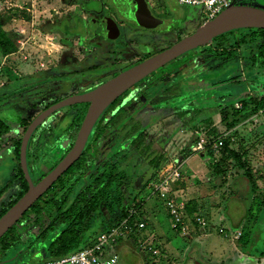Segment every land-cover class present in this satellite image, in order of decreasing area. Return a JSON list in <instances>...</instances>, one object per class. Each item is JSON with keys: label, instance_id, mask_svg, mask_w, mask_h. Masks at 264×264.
Segmentation results:
<instances>
[{"label": "rangeland", "instance_id": "374dc122", "mask_svg": "<svg viewBox=\"0 0 264 264\" xmlns=\"http://www.w3.org/2000/svg\"><path fill=\"white\" fill-rule=\"evenodd\" d=\"M177 2L178 0H0V100L15 91L25 89L23 94H15L9 99L10 102L5 101L0 106L1 118L15 121L16 112L20 116L26 114L34 117L46 104L87 93L106 83L105 81L99 85V81L111 73L126 72L149 56L153 57L158 51L171 47L178 42L174 31L183 33L181 40L193 34L203 24L196 23L197 26L189 27L184 22L185 26H180L167 18L164 26L145 32L140 21L129 19L131 16L140 17L135 14L138 11H150L149 8L154 10L152 13L156 17L165 18L166 12L170 11L175 16L174 19H182L185 15L180 12ZM84 5L90 13L85 12ZM103 9L108 12L110 20L116 19L122 25V33L118 29L116 35L114 26L107 22L101 26L102 30L106 25V35H111L115 43H107L109 39L96 35L95 39L88 38L89 45H85L87 33L83 37L80 33L87 32L91 19H105L104 16L97 17V13ZM114 12L118 19L114 17ZM192 18L196 21L198 16ZM171 25L174 31L169 29ZM133 27L141 31L138 32L139 35ZM226 35L216 41L219 42V48L224 49L230 43L232 36ZM117 36L122 38L116 41ZM4 38L13 43L14 49L5 51L8 47L1 44ZM246 38L250 41V37ZM194 52L185 54L172 61L169 67L155 72L151 82L149 80L152 77L143 80L124 97L125 104L123 103L131 117L142 119L145 141L150 142L152 139L150 133L157 137L152 141L155 139V148H161L166 155L167 163L164 167L170 163L174 167H182L181 181L174 186L176 197L185 203L193 201L196 206L194 215L183 219L181 233L174 231L172 220L162 202L151 194L147 186L154 173L148 160L116 140L115 132L109 135L112 138L109 143L103 141L97 148L101 154L98 164L104 160L116 159L123 169L126 177L122 187L123 195L143 200L145 211H155V214L150 212L146 215L150 225L148 233L154 232L159 238L160 244L156 242L153 247L159 246V254L164 258L159 255L153 263L151 253L144 250L139 244L140 240L132 236L128 245L118 246L114 251L119 256L120 264H264V179L260 178L264 173V110L253 109L255 102L264 100V61L253 59L256 54L252 45L243 47L240 51L241 65L245 71L237 58L228 63L233 68L225 66L226 61L218 66L219 60L212 58L215 68L219 70L217 80L212 82L209 73H214V66L205 53ZM177 68L175 77L167 76ZM232 76L238 77L239 82L231 83ZM177 78L188 89L181 96L184 88L176 85ZM219 80L224 84L214 93L227 94L221 99L213 98L214 86ZM171 85L174 88L170 93L179 95L175 99L168 98L169 93L164 92ZM142 88L148 89L153 95L148 102L143 101V105H138L132 97L138 95ZM250 92L252 95L249 96ZM244 99L251 104L245 112ZM87 110L88 105L65 109V112L57 113L39 127L33 152L45 138L53 145L54 151H49L47 162H40L34 168L37 179L47 174L51 166L58 164L67 146L66 149L69 150L72 140L63 132L69 125L76 126V120L86 115ZM125 122V117L120 118L117 126L123 127ZM202 124L211 139H233V147L239 149L241 154H246L244 170L233 168L234 162L231 161L227 177L225 181H221L214 177L209 157L202 156L193 149L189 156L185 157L186 154L181 153L196 138L195 132L200 130ZM15 130L16 135L22 132L18 127ZM58 137L61 142H55ZM7 138L8 135L0 138V205L15 196L19 190L18 181L15 182L17 162L11 158L7 149L10 147ZM89 174L90 172L87 173ZM245 177L255 180V191L244 190L242 183ZM184 185H187V189ZM109 215L105 211L104 219L108 220ZM228 215L231 221L227 218ZM112 217L116 219V215ZM197 217L206 220L207 227L204 230L196 224ZM230 223L235 226L240 224L241 227L232 230ZM106 225L107 222L102 218H93L89 222L93 238L103 234ZM235 232L241 233L240 239L233 238L232 234ZM144 233L146 236L147 230ZM40 246L41 243L38 242L30 253H18L12 249L0 257V264H37L41 260L48 261L49 257ZM210 246L218 251L210 250ZM225 247L235 250V253H220Z\"/></svg>", "mask_w": 264, "mask_h": 264}, {"label": "trees", "instance_id": "16d2710c", "mask_svg": "<svg viewBox=\"0 0 264 264\" xmlns=\"http://www.w3.org/2000/svg\"><path fill=\"white\" fill-rule=\"evenodd\" d=\"M83 8L86 13H90V10L85 5ZM81 25L83 24L81 23ZM237 32L241 31L239 30ZM244 32L250 37L252 43L263 41L257 46L260 47V58H264V30L246 29ZM223 36L227 35H222L216 38L215 41L220 40L219 38ZM239 43H246L245 38H243L242 41L237 42L236 45L238 46ZM1 44L3 47H8L5 48V51L14 49L13 43L7 38H4L1 41ZM216 45L219 48V42H216ZM210 53L213 54V52ZM223 53H219L217 56L215 55V57L218 58L219 61H229L231 58L236 57L235 51L231 54ZM175 71L169 73L168 76H173ZM153 75H155V73L150 75L149 78L152 77V79H154ZM179 82L177 85L183 87ZM24 91L25 89H20L14 94L3 97L0 100V106L2 107L3 103L9 101V99L15 94L19 93L20 95ZM165 91L167 92V89ZM139 95L146 100H150V97L152 96L148 90L144 89H141ZM249 101H251V98ZM57 103L58 102H55L53 105ZM121 104L122 98L117 100L105 112L82 157L29 209L20 221L0 239V257L6 255L12 249L17 250L18 253L26 251H29L30 253L33 248L37 246V243L40 242V247H42L49 259L48 261L41 260L37 264H47L53 260L69 256L96 245L99 241L100 235L93 238L90 233L89 222L93 218H102L103 221L107 222V228L104 233H108L111 229L118 227L120 223L126 219H128V225H134L137 218L140 216L138 213L144 208V201L137 200L136 197H131V195H123L122 187L125 184L126 177L123 174V169L119 166L118 160H104L98 165L101 154L97 149V146L103 141L107 142L110 133L114 129L117 130V118L123 111ZM53 105L46 104L43 107L42 112ZM250 105L248 101L244 99L243 112H245ZM68 108L70 107L65 109ZM65 109L58 113L65 111ZM253 109L255 111L264 110V100L255 102ZM84 116H82V118L79 117L76 120V126L69 125L68 129L63 132L65 136L71 138V148L77 138ZM32 121L33 120L31 119H20V117L17 116L15 121L10 122L5 118L2 119L0 116V138L8 135L7 141H9L10 144H13V155L17 162V164H15V182L18 181L17 184L19 185L18 193L15 196L13 195V197L11 196L8 201L0 205V218L28 191V184L20 165V148L22 138ZM16 127L22 132L13 137V130ZM126 128H128V130L124 131L122 127L118 132L122 134V136L124 135V140H126L125 143L127 145L133 146L138 153L148 160V163L151 165L154 172L152 179L157 178L158 174L167 163L165 153L161 149L155 148L154 140L157 137L154 133H150L152 139H155L153 141L151 139L150 142L146 144L144 140V132L139 123L131 122ZM38 132L33 135L28 148V170L31 178H33V175L35 174V169L33 171V168H36V165L40 162H47L49 160V151H54L53 145L49 144L45 138L37 150L33 152L32 145L36 142V137L39 135ZM206 134L208 136V131H206ZM207 138L210 144L206 147V156L211 160L210 165L212 166L215 178L218 177L221 181H225L229 167L232 164L231 161L234 162L233 168L240 171L244 170L245 164L247 163V161L244 160L246 154H241L239 149L233 147L234 143L232 138L227 137L224 139V137H221L223 145L217 153L214 152L212 143L219 137H213V139H211L208 136ZM59 141H61L60 137H58L55 142ZM197 143L198 141L196 137L186 148L182 149L181 153L186 154L185 157L191 155L192 148L195 147ZM262 170L264 172V168ZM88 172H90L89 175H87ZM44 177L45 176H43L41 180ZM260 178L264 179V173ZM244 179L245 180L242 183L244 190H249V192L255 191V180L249 177H245ZM195 206L196 203L193 201L187 203L185 213L183 214L184 220L186 217L191 218L194 215ZM131 210H134L137 213L135 215H130ZM105 211L110 214L108 220L104 219ZM114 215H116V219L112 217ZM174 231L178 234L181 233L179 227L174 229ZM133 232H135V229ZM133 232L125 233L124 236L119 237L112 245L119 244V242L125 239L124 237L128 235L132 236ZM139 244L142 247L140 241ZM156 249L160 248L157 247ZM26 264L28 263L26 262Z\"/></svg>", "mask_w": 264, "mask_h": 264}, {"label": "water", "instance_id": "95a60500", "mask_svg": "<svg viewBox=\"0 0 264 264\" xmlns=\"http://www.w3.org/2000/svg\"><path fill=\"white\" fill-rule=\"evenodd\" d=\"M135 15L140 17L131 16L128 18L140 21V24L147 30H154L164 23L162 20L153 17L148 10L138 11ZM111 23L115 26L113 22ZM246 29L264 30V9L255 6L232 5L213 20L204 23L196 32L171 47L140 62L128 71L120 73L88 93L60 101L35 118L26 130L20 148V165L28 184V191L0 218V239L82 157L95 127L104 113L117 99L150 75L168 66L172 61L180 59L191 51L200 50L222 35ZM83 104H88L89 107L73 147L46 177L34 184L27 165V149L34 132L56 112L67 107ZM13 132L16 133V130L14 129Z\"/></svg>", "mask_w": 264, "mask_h": 264}, {"label": "built area", "instance_id": "2783aa9c", "mask_svg": "<svg viewBox=\"0 0 264 264\" xmlns=\"http://www.w3.org/2000/svg\"><path fill=\"white\" fill-rule=\"evenodd\" d=\"M233 0H179V3L183 6L190 7L197 11L198 16L202 20L203 24L216 18L225 9L232 6ZM200 132V133H199ZM198 143L193 147L194 152L201 153L202 156H206V147L210 144L208 138H206V130L204 124H202L199 131L195 132ZM223 145L222 138H217L212 143V148L217 153ZM182 172L180 167H174L173 164L165 166L158 177L154 180H150L147 184L151 190V194L156 196L163 204L169 217L172 220L173 228L176 229L183 226V214L186 210V205L183 200L176 197L174 186L181 181ZM137 212L130 211V215H135ZM196 224L200 228H206L207 222L205 219L196 218ZM185 226V225H184ZM142 230L145 228L144 222H136L134 227L128 225V219L120 223L116 228L111 229L108 233H103L99 236V241L91 248H87L71 254L69 256L53 260L47 264H120L118 256H103V250L105 247H109L114 244L119 237L125 235V233L133 232L134 229ZM182 230V229H181ZM226 237L228 235H225ZM236 240L240 239L241 233L235 232L232 234ZM143 249H147L154 257H158L159 250L151 246L149 243L142 244Z\"/></svg>", "mask_w": 264, "mask_h": 264}, {"label": "flooded vegetation", "instance_id": "af4514ba", "mask_svg": "<svg viewBox=\"0 0 264 264\" xmlns=\"http://www.w3.org/2000/svg\"><path fill=\"white\" fill-rule=\"evenodd\" d=\"M115 1V0H114ZM178 3V5H179V8H180V12L182 13V14H184L185 16H184V18H180V19H177V18H175L174 19V17L175 16H173V15H171V12L170 11H167L166 12V16L167 17H165V18H159V17H156L152 12H154V10L152 9V8H149V10L151 11V13H152V16L153 17H155L156 19H159V20H162L164 23H163V25H161V26H164L165 25V23H166V19L168 18V19H172V21H175L173 24H180V26H185V23L184 22H186V23H188V25H189V27H192V26H197V24L198 23H201V24H203V22H202V20L200 19V17L198 16V14H197V11H195L194 9H192V8H190V7H187V6H183V5H181L180 3H179V1L177 2ZM232 5H242V6H255V7H262V8H264V0H233V2H232ZM118 12V11H117ZM110 13V12H109ZM115 13V12H114ZM118 14H120L119 12H118ZM115 15L116 14H114V17H115ZM195 15H197L198 16V18H196V21H194V18H192V16L194 17ZM98 16H104V20L103 21H97V20H92L91 19V21H90V24L88 25V29H87V32H85V33H81V36L83 37L86 33V35H87V37H86V39H87V41H85L84 42V44L85 45H89V42H88V40L89 39H95L96 38V35H98V36H102L104 39H109V41H107V43H110V44H112V43H115V39H113V38H111V35L109 36H107L106 34L108 33V31L106 30V25H105V29H104V31L102 30L103 29V27H101L103 24H107V22H109V17H108V12L107 11H105L104 9H103V11H101V12H99V13H97V17ZM117 16V15H116ZM115 18H117V17H115ZM118 19V18H117ZM167 19V20H168ZM111 22H113L114 24H115V26H114V28H115V33H116V35H118V29H119V32L120 33H122V27L120 26L121 24L119 23V25L118 24H116L118 21L116 20V19H112V20H110ZM120 22V21H119ZM197 23V24H196ZM92 26H94V28H92ZM161 26H159V27H161ZM110 27V26H109ZM159 27H157L156 29H158ZM200 27V26H199ZM133 29H134V31L136 30L134 27H133ZM145 29V28H144ZM156 29H154V30H156ZM169 29H171V30H173L174 31V28H173V25H171V27L169 28ZM168 29V30H169ZM96 30V31H95ZM146 31L145 32H148L149 30H147V29H145ZM154 30H150L151 32L152 31H154ZM170 31V30H169ZM136 33H137V35H139L140 33H138V32H141V31H135ZM151 32H149V33H151ZM174 32H176L177 33V36H176V42L177 41H179V40H181V38H182V36H183V33H178V31H174ZM234 33V35L232 34V33H230L231 34V36H232V38H230L229 40H230V43L228 44V46H226V48H218L217 47V45H216V41H215V39L209 44V45H207V46H205V47H203V48H201L200 50H197V51H195L194 53H196V52H202V53H205V55H207L208 56V58H209V60H210V62H211V65H213L214 66V73L213 72H210L209 73V76H210V78H211V80H212V82L214 81V80H217V77H218V73H219V70L218 69H216L215 68V61H213V60H211L212 58H216L215 57V55L217 56L219 53H223V52H225V53H229V54H231L232 52H236V57H233V58H231V60H229V61H226V63L227 64H224L225 66H231L232 68H233V65H229L228 63L229 62H233L234 60H236V58L239 60V63H240V65H241V63H242V60H241V53H240V51H241V48H243V47H246V46H250V45H252V47H253V49L255 50V56L253 57V59L254 60H257V61H264V58H260L261 57V54H260V51H259V49H260V47H258L259 46V43H261V42H263V41H256V42H254V43H252L251 41H247V38L246 37H249L245 32H241V33H239V32H233ZM228 34V33H227ZM89 38V39H88ZM122 37H119V36H117L116 37V41L118 40V39H121ZM243 38H245V40H246V43H244V44H241V43H239V45L237 46L236 44H237V42H239V41H242L243 40ZM85 38H84V40H86ZM259 39H260V37H259ZM251 40V39H250ZM250 44V45H249ZM258 45V46H257ZM166 49V48H165ZM165 49H162V50H160V51H158L157 53H159V52H161V51H163V50H165ZM210 52H213V54H214V57H213V54H211ZM223 55H224V53H223ZM151 56H149L148 58H150ZM222 57H224V56H222ZM147 58V59H148ZM252 58V57H251ZM218 59V58H217ZM188 60V59H187ZM221 62V63H220ZM222 62H225V61H218L217 62V64H218V66H222ZM137 64H139V63H137ZM137 64H135V65H137ZM135 65H133V66H135ZM80 66H83V65H80ZM180 66V64L178 65V67ZM242 66V65H241ZM231 68V69H232ZM179 68H177L176 69V71L174 72V74H173V76H171V77H175V74L177 73V70H178ZM242 70L243 71H245L244 70V67L242 66ZM123 72V71H122ZM122 72H115V73H111L109 76H106V77H104V78H102L99 82V85L101 84V83H103V82H108V81H110L112 78H114V77H116L117 75H119L120 73H122ZM170 73H173V72H170ZM169 74H167V76H168ZM235 76V75H234ZM234 76H232L233 78H231L230 79V82L231 83H238L239 82V79H238V77H234ZM245 76V75H244ZM246 77V76H245ZM248 79V78H247ZM153 80V79H152ZM151 80V81H152ZM178 80V81H177ZM210 80V81H211ZM150 81V82H151ZM176 85H177V83L179 82L180 84H182L183 85V87H180V88H184L183 89V91H182V93H180V96L182 95V94H184V93H186L187 92V86L183 83V81H181V80H179V78H177L176 79ZM149 82V81H148ZM249 82V81H248ZM219 84V85H218ZM223 81L222 80H219V83H215V86H214V90H213V98H217V99H221V98H224L225 96H227V94H225V93H219V94H215L214 93V91H216V90H218V88L220 87V86H223ZM249 84H250V82H249ZM248 84V85H249ZM136 86H138V85H136ZM135 86V87H136ZM149 86V85H148ZM250 86V85H249ZM134 87V88H135ZM134 88H132L131 90H129L128 92H126L122 97H120L119 99H121L122 98V104H121V108H122V112L120 113V116L117 118L118 120L120 119V118H124L125 117V123H124V126H123V130L124 131H126V130H128V128H126V126L128 127V125L129 124H131V122L133 123V122H136V123H139L140 125H141V121H142V119H139V120H137L136 119V117H131V115L129 114V112H127V110H126V107H124V105H123V103H124V101H125V99H124V97L127 95V94H130L131 93V91L134 89ZM174 88V86L173 85H171V86H169L168 88H167V92L169 93L168 94V98H171V99H175V97L176 96H179V95H172L170 92L172 91V89ZM176 88V87H175ZM31 89V88H30ZM142 89H144V88H142ZM92 90H94V89H92ZM92 90H90V91H92ZM144 90H148V89H144ZM89 91V92H90ZM141 91V90H140ZM164 92H166L165 90H164ZM88 93V92H87ZM151 93V92H150ZM23 94V93H22ZM140 94V92H138V95H134L132 98L134 99L133 101L134 102H136L138 105H143V103L144 102H148L149 100H146V99H141V98H143L141 95H139ZM215 94V95H214ZM229 94V93H228ZM249 94V93H248ZM21 95V94H20ZM151 95H153L152 93H151ZM186 95V94H185ZM250 95H252V92H250V94H249V96ZM219 96H220V98H219ZM67 98H70V97H66V98H63V99H61V100H59V101H57L58 103L60 102V101H62V100H65V99H67ZM119 99H117V100H119ZM249 99H250V97H249ZM116 100V101H117ZM115 101V102H116ZM144 101V102H143ZM249 101V100H248ZM114 102V103H115ZM151 102V101H150ZM250 102V101H249ZM113 103V104H114ZM112 104V105H113ZM125 104V103H124ZM53 105V104H52ZM83 105H85V106H87L88 104H83ZM82 105V106H83ZM111 105V106H112ZM76 106H78V105H76ZM76 106H72V107H70V108H68V110L69 109H71V108H74V107H76ZM110 106V107H111ZM88 107H89V105H88ZM109 107V108H110ZM18 108V107H17ZM49 109V108H48ZM47 110V109H46ZM46 110H44V111H46ZM63 110V109H62ZM43 111V112H44ZM61 111V110H60ZM150 111V110H149ZM16 112V111H15ZM42 112V110L38 113V114H36L34 117L32 116V115H24V116H20L17 112H16V114H17V116L18 117H20V119H25V120H29V119H31V120H33L34 121V119L35 118H37L41 113H43ZM59 112V111H58ZM58 112H56V113H58ZM62 112H65V111H62ZM62 112H60L59 114H61ZM53 114L52 116H54V115H57V114ZM105 114V113H104ZM51 116V117H52ZM103 117V116H102ZM48 120V119H47ZM46 120V121H47ZM101 120V119H100ZM118 120H117V122H118ZM32 121V122H33ZM45 121V122H46ZM31 122V123H32ZM100 122V121H99ZM117 122H116V124H117ZM98 125V124H97ZM30 126V125H29ZM97 127V126H96ZM96 127H95V129H96ZM141 127H142V125H141ZM120 128H122V127H120V126H118V128H117V130H113L112 132H115L116 133V140H118V141H120V143H122L124 146H126V147H131L136 153H138L134 148H133V146H131V145H127L126 143H125V141L126 140H124V135L122 136V134H120L119 132H118V130L120 129ZM28 129V128H27ZM95 129H94V132H95ZM38 130L40 131V129H39V127L37 128V130L34 132V134L35 133H37L38 132ZM142 130H143V132H144V130L145 129H143V127H142ZM94 132L92 133V135H91V137H90V139H89V142H88V144H87V146L90 144V142H91V140H92V136H93V134H94ZM112 132L110 133V134H112ZM39 133V132H38ZM33 134V135H34ZM114 135V134H113ZM15 136H17V135H15ZM33 137V136H32ZM32 137H31V140H32ZM144 137H145V135H144ZM112 138H109V136H108V140H107V142H105V143H109L110 142V140H111ZM30 140V141H31ZM145 140V139H144ZM165 141V140H164ZM163 141V142H164ZM9 142V141H8ZM61 142V141H60ZM146 142V144H148L149 142H147V141H145ZM8 144V146H10V147H8V150H9V152H10V154H12V156H13V158H14V155H13V144H10V143H7ZM29 145H30V142H29ZM29 145H28V148H29ZM99 145H101V143L99 144ZM99 145L97 146V148L99 147ZM87 146H86V148H87ZM34 147V145H32V148ZM66 148H68V146L66 147ZM65 148V150H66V152H65V154H64V156L60 159V160H62L66 155H67V153L71 150V146L69 147V150L68 149H66ZM159 149H161V148H159ZM33 150V149H32ZM86 150V149H85ZM99 150V149H98ZM85 152V151H84ZM84 154V153H83ZM140 156H142L140 153H138ZM144 159H145V157H143ZM15 159V158H14ZM59 160V161H60ZM17 164V163H16ZM27 165H28V149H27ZM98 165H100V164H98ZM57 166V164L55 165V166H51L50 167V169H49V172L47 173V174H49L55 167ZM29 169V168H28ZM33 171H34V168H33ZM47 174H45V175H43V176H47ZM43 176H41L39 179H37L36 178V174H34L33 175V178H31L32 179V181H33V183L34 184H37L40 180H41V178L43 177ZM153 180V179H152ZM149 183V182H148Z\"/></svg>", "mask_w": 264, "mask_h": 264}, {"label": "crops", "instance_id": "0c3cea01", "mask_svg": "<svg viewBox=\"0 0 264 264\" xmlns=\"http://www.w3.org/2000/svg\"><path fill=\"white\" fill-rule=\"evenodd\" d=\"M60 1H62V0H60ZM82 3H83V1H82ZM112 14V13H111ZM110 14V15H111ZM113 14H115V13H113ZM111 21L109 20V23H110ZM112 24V23H111ZM116 24H118L119 25V23H116ZM121 27H122V25H120ZM17 91H15L14 93H16ZM14 93H12V94H14ZM10 102V101H9ZM206 129V128H205ZM14 131V130H13ZM16 134L13 132V134H12V136L14 137ZM8 149V148H7ZM10 153V152H9ZM11 155V158L14 160V158H13V156H12V154H10ZM15 162V161H14ZM16 164V163H15ZM181 166H180V170H181ZM187 168V167H186ZM188 170V169H187ZM182 174H183V172H182ZM180 182V181H179ZM178 182V183H179ZM178 183H176V184H178ZM185 186V188L187 189V185H184ZM174 191H175V188H174ZM175 195H176V193H175ZM166 210V209H165ZM153 213V214H155V211L154 210H148V211H145L144 209L141 211V212H139L138 214L140 215L139 217H138V219L136 220V222H144L145 223V228L144 229H142L140 232H137V231H139V230H137L136 228H135V232H133L132 233V236H135L136 238H137V240H139L140 239V243L141 244H143V243H151L150 245L151 246H154V244L157 242L158 244H160L159 242V238L154 234V232L152 233V232H150L149 231V233H148V228H149V222H148V219L146 218V215H149V213ZM166 213H167V211H166ZM168 214V213H167ZM169 216V215H168ZM227 218L231 221V218H230V216L228 215L227 216ZM264 219V218H263ZM135 222V223H136ZM135 223H134V225H135ZM231 225H230V228L232 229V230H235V229H239L241 226H240V224H238L239 226H235V224L234 223H230ZM157 225V224H156ZM134 227V226H133ZM236 227V228H235ZM147 230V235L146 236H144L145 235V233H144V231H146ZM202 230H204V229H202ZM138 233V234H135V233ZM200 233L202 234V232L200 231ZM130 237L128 238L127 236L126 237H124L125 239H123V240H121L120 242H119V244H117V245H111V246H109V247H106V249H104V256L106 255V256H113V255H116V256H118L114 251L116 250V248L118 247V246H123V245H128L129 243H130V239L132 238V236L131 235H129ZM202 237L203 236H201V238L200 239H202ZM211 237V236H210ZM150 239V240H149ZM146 241H148V242H146ZM211 246H213V245H211ZM211 246H210V248H211ZM155 247H159V246H155ZM108 249V250H107ZM160 252H161V250L160 249H158ZM210 250H212V251H214V252H217V251H215V249L213 248H211ZM211 251V252H212ZM109 252V253H108ZM230 252H232V253H235V250L233 251V249H228V247H225V248H223L222 250H220V253H222V254H228V253H230ZM139 253H141V251L139 250ZM160 256H162L163 257V255L161 254ZM218 256H221V255H219L218 254ZM225 256V255H224ZM223 257V256H222ZM155 258L156 257H154L151 261H153V263H155L156 261H154L155 260ZM164 258V257H163ZM118 259H119V256H118ZM234 260H235V258H233ZM120 262V261H119ZM142 264V263H141Z\"/></svg>", "mask_w": 264, "mask_h": 264}]
</instances>
